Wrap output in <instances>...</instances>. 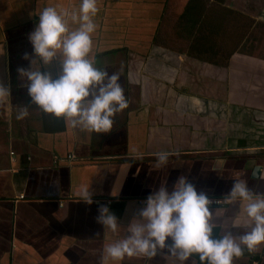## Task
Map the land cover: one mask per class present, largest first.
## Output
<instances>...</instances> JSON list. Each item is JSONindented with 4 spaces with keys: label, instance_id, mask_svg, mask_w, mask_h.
<instances>
[{
    "label": "crops",
    "instance_id": "1",
    "mask_svg": "<svg viewBox=\"0 0 264 264\" xmlns=\"http://www.w3.org/2000/svg\"><path fill=\"white\" fill-rule=\"evenodd\" d=\"M188 1L97 0L92 53L97 67L120 73L128 101L112 129L98 134L43 113L18 72L58 76V57L40 63L28 34L43 8H78L80 0H0V86L9 92L0 97V264H180L166 249L150 259H106L104 248L118 236L96 219L107 205L127 236L141 200L161 186L171 191L179 176L220 201L210 205L216 238L249 230L246 202L224 198L236 180L264 195V50L248 51L242 39L227 60L229 36L223 40L221 31L224 47L189 53L196 26L181 17ZM199 3L210 10L208 0ZM22 111L28 115L18 119ZM160 151L178 155L157 167L153 153ZM136 154L142 159L133 160ZM88 183L91 204L75 195ZM263 249H244L233 264H264ZM184 264L200 261L193 255Z\"/></svg>",
    "mask_w": 264,
    "mask_h": 264
},
{
    "label": "clouds",
    "instance_id": "2",
    "mask_svg": "<svg viewBox=\"0 0 264 264\" xmlns=\"http://www.w3.org/2000/svg\"><path fill=\"white\" fill-rule=\"evenodd\" d=\"M99 12L97 0H80L78 8H43L28 34V40L39 62L47 65L54 58L59 59L60 71L56 78L38 69H18L21 79L27 81V93L31 102L43 113L70 121L72 127H80L91 133H107L112 129L114 117L128 107L124 88L119 83L120 73L111 75L96 66L92 53V34L97 25L94 17ZM76 25L75 28L69 24ZM4 49L0 47V55ZM27 59V56H25ZM30 61V65L34 62ZM9 95L8 89L0 86V97ZM22 111L17 118L27 116ZM168 151L153 153L156 166L168 163ZM142 159L136 154L133 160ZM223 166V161H217ZM124 163L120 168L123 176L128 168ZM264 178V176H261ZM118 188L110 193L117 195ZM76 200L93 202L90 185H82L76 192ZM246 202L244 215L248 231L235 236L229 231L216 238L212 221V201L179 176L172 190L161 186L147 196L145 206L127 227V236H121V226L107 205H100L97 222L118 238L104 248L106 259L122 261L125 257L140 256L152 258L158 251L167 250L184 264L193 255L200 264H233L244 249L253 252L264 244V195H253L244 181L236 180L227 196L225 204ZM233 227L238 226L233 223ZM170 241V243H166Z\"/></svg>",
    "mask_w": 264,
    "mask_h": 264
},
{
    "label": "trees",
    "instance_id": "3",
    "mask_svg": "<svg viewBox=\"0 0 264 264\" xmlns=\"http://www.w3.org/2000/svg\"><path fill=\"white\" fill-rule=\"evenodd\" d=\"M215 1H217L220 5V9L218 11L209 10L206 13L202 8L201 3H199V0H189L184 11L182 12L181 17L184 18L185 22L192 23L193 26H196V32L188 46V52L192 53L193 51H190V49H198L204 46L210 49H216L219 45L223 46L224 44L220 43L221 38H219V35L222 31L223 40L225 34H228V39H231V41L228 43V60L232 53L240 46L242 41V37H239L238 33V29L240 31L241 28L239 25L240 20L244 18L248 19V17L246 14H242L241 12L234 11L230 8L226 9V7H224L223 0ZM226 24L228 25V28H225ZM233 30L234 33L231 35ZM217 52L219 51H212V53ZM227 60L223 61L222 64L225 65ZM216 63H219V61H216Z\"/></svg>",
    "mask_w": 264,
    "mask_h": 264
},
{
    "label": "rangeland",
    "instance_id": "4",
    "mask_svg": "<svg viewBox=\"0 0 264 264\" xmlns=\"http://www.w3.org/2000/svg\"><path fill=\"white\" fill-rule=\"evenodd\" d=\"M224 4L230 6V9L241 12L244 10L248 19L240 20V31L238 29L239 37L245 40V48L248 51H261L264 50V0H223ZM210 10L218 11L220 5L217 1L210 2ZM252 15V17L250 16ZM238 28V23H237ZM226 33V32H225ZM234 30L231 32V35ZM233 39V37H232ZM229 42L231 39H228Z\"/></svg>",
    "mask_w": 264,
    "mask_h": 264
},
{
    "label": "built area",
    "instance_id": "5",
    "mask_svg": "<svg viewBox=\"0 0 264 264\" xmlns=\"http://www.w3.org/2000/svg\"><path fill=\"white\" fill-rule=\"evenodd\" d=\"M19 197L23 198V196H19ZM145 201H146V199H143V200H141L140 203H145ZM211 201H212L213 204L220 203L219 200H211ZM262 256H264V249H263V252H262ZM250 264H260V262L258 260H253Z\"/></svg>",
    "mask_w": 264,
    "mask_h": 264
},
{
    "label": "water",
    "instance_id": "6",
    "mask_svg": "<svg viewBox=\"0 0 264 264\" xmlns=\"http://www.w3.org/2000/svg\"><path fill=\"white\" fill-rule=\"evenodd\" d=\"M259 170H260V167L259 166H256L253 170V176H257L258 173H259Z\"/></svg>",
    "mask_w": 264,
    "mask_h": 264
}]
</instances>
